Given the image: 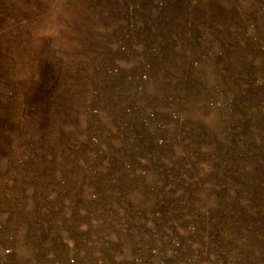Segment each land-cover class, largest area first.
<instances>
[{
    "label": "rangeland",
    "instance_id": "rangeland-1",
    "mask_svg": "<svg viewBox=\"0 0 264 264\" xmlns=\"http://www.w3.org/2000/svg\"><path fill=\"white\" fill-rule=\"evenodd\" d=\"M0 264H264V0H0Z\"/></svg>",
    "mask_w": 264,
    "mask_h": 264
}]
</instances>
